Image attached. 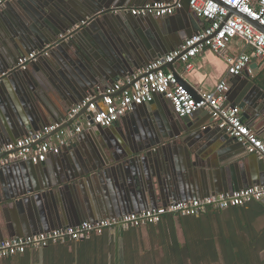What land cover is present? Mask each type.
<instances>
[{
	"label": "water",
	"instance_id": "obj_1",
	"mask_svg": "<svg viewBox=\"0 0 264 264\" xmlns=\"http://www.w3.org/2000/svg\"><path fill=\"white\" fill-rule=\"evenodd\" d=\"M15 1L25 5L24 0ZM129 1L31 0L24 13L0 24V72L17 65L22 56L50 45L48 55L39 57L32 67L11 72L14 90L4 82L6 76L0 80V147L49 124L63 123L71 108L93 94L96 86L114 84L199 32L174 30L168 25L170 19H133L128 12L113 11L128 7ZM185 2L189 8L190 0ZM252 23L263 29L256 21ZM76 25L80 26L68 39L61 38ZM177 61L163 68L174 72L199 98L177 71ZM256 87L247 80L232 96V103L240 99L238 105L245 111L252 109V116L264 124V91L254 97ZM156 96L142 109L136 106L131 111L143 119L134 123L132 133H121V140L111 141L108 127L90 128L85 121L77 142L64 148L69 156L63 154L57 166L49 169L44 162H25V171L29 169L38 182L34 188L21 179L2 184L0 205L10 203L18 215L12 221L0 219V241L264 185V158L256 167L252 159L240 156L244 147L236 137L217 126L204 127L194 114L163 113L155 107ZM93 116H88L91 123ZM92 188L116 193L102 201ZM112 207L122 210L110 215L107 209Z\"/></svg>",
	"mask_w": 264,
	"mask_h": 264
},
{
	"label": "built area",
	"instance_id": "obj_2",
	"mask_svg": "<svg viewBox=\"0 0 264 264\" xmlns=\"http://www.w3.org/2000/svg\"><path fill=\"white\" fill-rule=\"evenodd\" d=\"M15 0H0V13L6 5ZM190 0V9L207 25L197 34L187 38L181 46L169 54L156 58L133 74L118 79L114 84L96 86L93 94L87 95L69 111L66 123L85 111L80 119L64 127L63 123L44 126L31 135L0 147V168L17 162L40 164L51 155H59L84 130V123L90 128L96 125L109 127L136 106L152 102L156 95H163L172 103L178 117L191 116L199 110H208L210 124L226 130L246 145L249 154L264 158V140L244 120L241 108L230 102L227 81L218 82L214 89L199 94L197 98L178 78L163 67L176 60L184 64L185 71L194 68V59L206 51H214L224 58L230 76H240L248 70L253 57L264 59V0ZM183 6V0L152 2L135 8H116L115 13H131L134 16L168 17ZM235 9L236 11H233ZM256 21L262 28L256 26ZM76 25L61 38L68 39ZM240 38L250 46L252 53L230 55L226 48L234 39ZM50 45L22 56L16 67L25 70L41 56L48 55ZM9 74L0 72V80ZM103 96L101 99L98 97ZM94 113L93 123L88 120ZM84 121V122H83ZM264 199V185H252L228 193L188 199L132 212L121 217L103 219L97 222L84 221L77 226H66L30 236L12 237L0 241V261L29 250L46 248L53 244H66L83 240L93 234H102L106 229L125 230L159 223L166 215H200L209 209L225 210L245 206Z\"/></svg>",
	"mask_w": 264,
	"mask_h": 264
},
{
	"label": "crops",
	"instance_id": "obj_3",
	"mask_svg": "<svg viewBox=\"0 0 264 264\" xmlns=\"http://www.w3.org/2000/svg\"><path fill=\"white\" fill-rule=\"evenodd\" d=\"M24 1H25L24 4L26 5L31 0H24ZM159 1L170 2L171 0H130L129 2H131V5H128V7L123 6L119 8L141 7L145 4L152 2H159ZM256 2L257 0H255L254 4H256ZM185 3H186L185 0H183V6L177 9L173 15H170L165 18H156L155 16H151V17H153L156 20L158 19L159 22L163 21L164 19H170V23L168 25L170 28L174 30H179V29L180 30L186 29L187 31L203 30L207 25V21L205 19L198 18L197 16H195L191 11L190 7L186 8L184 6ZM24 6H22L21 3L18 1L9 2V4H7L4 9L6 12L0 15V24L6 25L8 22H10L13 19L16 13H20V14L24 13L25 12ZM130 15L131 17H133V19L150 17V16H134L131 13ZM252 51L253 49L250 46L246 45L245 42L240 38L234 39L232 42L228 44L226 48V52L233 56H237L242 53H252ZM15 67L16 65L14 66L12 65L1 69L2 71L9 72L4 82L6 83L7 87L12 90H14V83L11 80L10 74L14 69H16ZM29 67H32V63L29 65ZM175 67L177 71L181 74V76H183V78L190 83V85L194 88L195 92H197L198 95L202 92L210 91L214 89L217 83L223 80L227 81L230 86L228 93V98L230 102H232V96H234V93L238 91L239 87L242 84H244L247 80H249V83L251 85L257 86L254 91V97H260L263 93L262 90L264 91V59L262 58L253 57L250 64L248 65V70H245L240 76H236V77L230 76L228 74V66L222 55L211 50L206 51L200 54L198 57H196L194 59V68L190 71H185L184 64L180 61H177L175 63ZM1 91L2 90L0 88V96L2 93ZM156 98H157V104L155 103V107L157 106H159V108L161 107L160 108L161 111L165 114H167L168 111H171L170 114L172 113L176 115L170 100L160 95H157ZM239 100L236 105L240 103ZM142 107H143L142 105L139 106L140 109H142ZM241 110L243 113L244 120L249 124L251 129L257 132V134L264 140V124L262 123L261 119L256 120L255 117L252 116V109L250 108L249 110L247 109V111L243 110L242 108ZM246 114L248 115V117H246ZM194 115L195 117L198 118L200 117V123L203 124L204 127L217 129L215 125L209 123L211 122L210 113L201 110L198 113H195ZM139 119L142 120L143 116L141 115L139 118L137 115L132 114L131 112L122 116L116 123L108 127L107 135H109V139L113 138L111 141H115V140L119 141L122 139L121 133H126V132L129 134L132 133L133 125L134 123L137 125ZM169 131H170L169 134H171L173 130H169ZM77 138L73 140V143L77 142ZM84 142L85 141H83V143ZM243 147L244 149L243 152L240 154V156H245L247 161H249V159H252L251 160L252 163L256 167L259 166L260 157L259 156L256 157L255 156L256 154H249L246 150L245 144H243ZM63 154L65 155L66 158L69 156V154H67L65 150H63V152L59 155L49 156V158L44 163H47L48 164L47 167L49 169H52L53 167H55V165L57 166V164L59 163L60 161L59 158H63L62 157ZM116 154L117 157L118 156L120 157V153L117 152ZM24 163L25 162H17L7 167L0 168V201L3 199L4 196V190H3L4 187L2 186V184L13 183L16 182L17 179H21L26 184L28 182L31 183L30 185L32 188L36 187L35 182H38V180L35 178L32 179L33 175L31 174L33 173L30 174L29 169H26L27 172L25 171L26 164ZM255 185H260V184H255ZM92 189L94 191V196L99 197L100 195V197H102V201L104 200L103 199L104 197L111 199V197H113L114 195V192L116 193V191L114 190L113 192H110L108 191V189L105 190L103 189V191L101 188L98 190L94 188ZM260 202L264 204L263 201ZM169 203L171 202H168L167 204ZM120 207H122V205ZM120 207L118 208V210L117 208L114 207H112L111 211L107 209L108 214L111 215L121 212L122 209ZM17 215H18L17 211L14 210L13 206L10 203H4L0 205V219L1 218L3 219L4 217L12 221L16 219ZM263 219L264 216H260L257 219V223H258L256 225L257 229L264 227V224H260V220ZM175 228H176L178 243L182 251V248H184L186 245V240H185L183 228L178 218L175 219ZM106 233L107 234H104L106 237H102L101 235L94 234L89 239H85V240L68 242L66 244L51 245L49 247L41 248V249L29 250L24 254L15 255L14 257L3 259L0 261V264H105V263L119 264L120 254L118 253H120V249L123 246V237L118 238L117 230L114 229H108V231L106 230ZM157 239H158L157 237L153 238L151 231L149 230L147 231L146 229L143 230L141 238L139 237L140 244L142 242L145 243L144 244L145 251L141 248L143 254L149 255L147 254V252L152 251V254H150L149 257L150 258L152 257V260L155 261L160 260L159 263L158 261L157 263L162 264L161 260H163L162 257H164V252L160 244L157 242ZM153 253H155V255ZM157 255L160 256V259H156ZM188 258H186L185 261L189 262ZM259 259L261 261L264 260V249L260 251ZM183 260H184V256H183Z\"/></svg>",
	"mask_w": 264,
	"mask_h": 264
},
{
	"label": "trees",
	"instance_id": "obj_4",
	"mask_svg": "<svg viewBox=\"0 0 264 264\" xmlns=\"http://www.w3.org/2000/svg\"><path fill=\"white\" fill-rule=\"evenodd\" d=\"M260 216H264V204L255 201L225 210L209 209L200 215H166L157 224L120 229L117 237H123V246L118 253V263L143 264L148 261L152 251L144 257L141 248L145 251V243L139 241L146 229L151 231L153 238H158L164 252L162 264H264V260L259 259V253L264 249V227L256 228ZM176 218L180 220L186 240L182 251L176 234ZM106 230L97 235L106 237ZM154 264H158L157 261L154 260Z\"/></svg>",
	"mask_w": 264,
	"mask_h": 264
},
{
	"label": "rangeland",
	"instance_id": "obj_5",
	"mask_svg": "<svg viewBox=\"0 0 264 264\" xmlns=\"http://www.w3.org/2000/svg\"><path fill=\"white\" fill-rule=\"evenodd\" d=\"M260 224H264V219H263V220H260ZM142 253H143V252H142ZM143 255H144V257H146L145 254H143ZM156 259H160V256L157 255V256H156ZM147 260H148V261H144L143 264H154V260H152V257L150 258V257L148 256V257H147ZM157 261H158V263H159L160 260H157Z\"/></svg>",
	"mask_w": 264,
	"mask_h": 264
}]
</instances>
